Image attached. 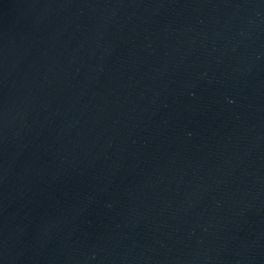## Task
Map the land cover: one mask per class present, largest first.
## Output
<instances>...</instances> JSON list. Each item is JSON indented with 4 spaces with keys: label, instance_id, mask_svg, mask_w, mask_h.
<instances>
[{
    "label": "water",
    "instance_id": "1",
    "mask_svg": "<svg viewBox=\"0 0 264 264\" xmlns=\"http://www.w3.org/2000/svg\"><path fill=\"white\" fill-rule=\"evenodd\" d=\"M0 264H264V0H0Z\"/></svg>",
    "mask_w": 264,
    "mask_h": 264
}]
</instances>
